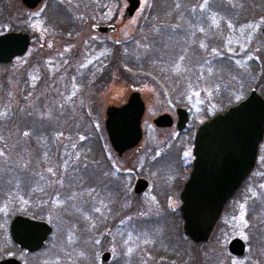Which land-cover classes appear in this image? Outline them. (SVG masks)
<instances>
[{
    "label": "rangeland",
    "instance_id": "rangeland-1",
    "mask_svg": "<svg viewBox=\"0 0 264 264\" xmlns=\"http://www.w3.org/2000/svg\"><path fill=\"white\" fill-rule=\"evenodd\" d=\"M186 1L189 4L180 3L181 9L189 5L186 37L201 35L198 41L188 38L185 42L188 47L193 48L194 44L199 49L200 58L195 63L198 67L189 68L182 58L171 56L162 66L152 65L149 70L152 54L157 60L170 56L163 53L166 50L153 53L152 44L145 38L153 0H140L139 9L127 21L121 18L127 5L125 0H49L35 11L23 9L18 0H0V28L5 26L0 33L26 32L32 39V46L24 57L0 64V187L7 183V176L9 186L10 182L16 184L13 169L20 171L23 167L34 174L35 163L51 178L49 182L43 179L39 185L43 204L40 216L34 208L24 210L18 195L3 198L0 195V220L10 219L13 212H23L43 218L53 228L43 249L32 255L23 252L19 255L26 264H103L100 260L103 251L111 252L113 264H210L216 262V255L220 264H250L254 259L258 246L251 228L247 231L249 221L244 220L242 204L240 209H232V200L221 234L211 236L205 245H197L182 233L179 194L176 192L167 200L164 194L158 193L159 182L153 174L150 188L134 203L132 214L119 215L109 204L99 206L103 192L99 191L98 168H94L100 151L92 155L94 159L90 162L88 157L93 150L86 148L87 155L86 152L79 154L83 158L80 159L71 146L74 135L82 127L77 140L88 144L97 139L99 147H106L107 159L120 171H126L117 165L121 161L116 159L107 141L105 110L109 106L119 107L133 91L140 90L147 98L143 144L150 137L158 145L163 139L165 142L169 137L175 138L189 160L191 137L201 122L244 98L253 88L264 96V0ZM176 7L164 10V20L177 12ZM8 12V23L4 25ZM154 22L157 24L156 19ZM110 24L117 29L109 35H101L92 28ZM165 27L168 35L177 29L169 21ZM131 39L139 43L137 52L131 53L138 56L133 63L135 69L124 64L123 58L130 51L128 46L116 44H130ZM153 40H159L158 34L152 35ZM91 44H99L101 49ZM118 47L121 54H117ZM83 50L86 54H80L81 58L74 57L75 52L79 54ZM176 108L189 110L191 121L185 135L174 136V128L159 130L153 126L152 120L162 113L175 117ZM33 125L45 128L39 133L41 137L34 138L37 141L30 139L29 127ZM89 134L92 139H88ZM171 155L167 160L156 162L165 176L171 170L168 165ZM145 158L142 152L138 156L140 175L145 173L141 170ZM80 164L85 171L75 176L74 169ZM257 168L247 183L255 189L254 195L264 188V148ZM85 175L89 190H93L90 198L86 189L89 185L84 196L82 190L72 192L76 186L84 187V181L78 180H85ZM260 180L261 184H257ZM5 187V190L11 188ZM18 190L26 195L31 192V196L34 185L30 187L28 181L27 186L23 189L20 186ZM116 196L110 190L106 198ZM160 216L168 218L167 226L162 224L164 220L156 221ZM0 228L5 229V222ZM165 236L170 240H165ZM235 237L246 245V253L240 259L227 249ZM162 241L164 245L171 243L173 259L159 257L155 248L159 245L162 251ZM9 242L0 232V258L11 249Z\"/></svg>",
    "mask_w": 264,
    "mask_h": 264
},
{
    "label": "water",
    "instance_id": "water-1",
    "mask_svg": "<svg viewBox=\"0 0 264 264\" xmlns=\"http://www.w3.org/2000/svg\"><path fill=\"white\" fill-rule=\"evenodd\" d=\"M28 9H34L43 0H20ZM121 18L127 21L139 9L140 0H125ZM95 31L108 34L115 25L95 26ZM264 33V28L262 29ZM30 46V37L22 32L0 35V64H10L23 56ZM145 104L135 90L122 106L105 110L104 128L112 148L118 153L133 148L142 138L141 119ZM176 129L182 131L188 123L184 109H177ZM153 124L167 128L173 125L168 114L158 115ZM264 137V99L253 88L240 101L204 121L197 128L193 140L192 170L180 193L182 233L197 245L209 241L220 221L227 203L237 194L243 182L254 169L258 146ZM147 186L139 180L135 192L141 194ZM52 232L44 221L16 215L10 223V236L28 252L40 250ZM234 256H242L246 245L238 237L227 246ZM108 253L102 255L106 261ZM0 264H20L16 259H5Z\"/></svg>",
    "mask_w": 264,
    "mask_h": 264
},
{
    "label": "flooded vegetation",
    "instance_id": "flooded-vegetation-1",
    "mask_svg": "<svg viewBox=\"0 0 264 264\" xmlns=\"http://www.w3.org/2000/svg\"><path fill=\"white\" fill-rule=\"evenodd\" d=\"M47 1H49V0L41 1L37 5V7H35L34 9H28L27 7H25L22 4V2L20 0H18V3L23 7V9H25L27 11H35V10H38L41 7V5ZM59 6H63V4L62 5L60 4ZM5 15H6L5 21L3 22L4 25H5V22L8 23V19H6V18H9V12H8V14L6 13ZM40 17H42L41 18V20H42L44 17V13L42 15H40ZM0 19H2V17H0ZM110 25H114V24H110ZM94 27L95 26H93L92 28H94ZM4 29H5V26H3V28H0V32H2L1 30H4ZM116 29H117V26H116ZM116 29H115V31H116ZM115 31H113V32H115ZM95 32H97V31H95ZM113 32H111V33H113ZM6 33H8V32H6ZM22 33H26V32H22ZM111 33H108V34H102L101 33V35H109ZM2 34H4V33H2ZM26 34H28V33H26ZM0 35H1V33H0ZM29 37H30V46L28 47V50L26 51V53L22 57H24L28 53L30 47L32 46L31 36L29 35ZM116 44L121 45L122 42H116ZM91 46L95 49H99V50L101 49V47H100L101 45H99V44H91ZM120 51H121V47H118L117 54L118 53L121 54ZM74 54H75L74 55L75 58L76 57L81 58L80 54L83 55L86 53L83 50L79 54L76 52ZM22 57H17L14 60L22 58ZM138 92L140 93L141 100L145 104V111H146L147 98L143 94H141L140 90H138ZM258 93L264 99V96L261 94V92L259 91ZM128 98H127V100H128ZM127 100H126V102H127ZM124 104H122V105H124ZM122 105H120V106H122ZM229 106H227L226 108H228ZM226 108H224L223 110H225ZM177 109L178 108L175 109V117L169 113H166V112L162 113V114L170 115L172 122H173V125L171 127H167V128L156 127L152 122L153 126L159 130L174 128L175 133H176V134H174V136L175 135H178V136L185 135L186 134L185 131L188 129L187 127L191 121V116H190L188 109L181 108L187 112L188 123L186 124V127L182 131H178L176 129V123H177V112L176 111H177ZM223 110L216 111L214 115H216L217 113H219ZM145 111H144V114H145ZM144 114H143V117H144ZM214 115L212 117H214ZM143 117L141 119L142 138H141L140 142L138 143V145H136L135 147L126 149L123 153L118 154L112 148V146L110 145L109 140L107 138V141L110 145V149L114 152L116 159L121 161V162L117 163V165L121 168H126V171H130L129 173H124L126 171H123V172L120 171L121 169H118L116 164L110 162L107 159L106 147H104V145H103V147L97 146L96 150H95L96 152L100 151L99 152V158H97L98 160H97V163H95L94 169L98 168V172L100 174L99 175V179H100L99 191L103 192V198L100 197V205L99 206L109 204L108 206L114 207V208H116V210H118L119 215L124 214L125 216H128V213H131V214L133 213L134 203L136 201H138L140 196L142 194H144L145 191L147 189H149L151 186V180H152L151 174H153V177L155 175L156 179L159 182L160 191L158 193L164 194L165 198L168 200L174 195V193L177 192L179 194L178 197H179V201H180V193L184 187V184L186 183L187 179L189 178L190 172L192 170L193 155L191 156V158L189 160H187L186 156H184L183 146H181L180 142L177 143L175 138L169 137L166 139L165 142L163 139V140H161V145H158L150 137L147 140V142L143 144V138H144V134H145V130H143V128H142ZM211 118H208V119H211ZM208 119H206V120H208ZM206 120H204V121H206ZM203 122H201L199 125H201ZM199 125L196 127V129H195V131L191 137L192 148H193L194 134H195L197 128L199 127ZM106 137H107V135H106ZM94 140L96 141L97 139H94ZM263 148H264V137H263L262 142L258 146V153H257L254 169L251 171V173L249 174L247 179L243 182L239 191L241 190V188H244V186L247 185V183L253 177L254 173L257 171L256 169H258L257 168L258 164L260 165V157L262 156ZM141 152L146 158H145V162L141 166L142 172L145 171V173L140 175V174H138V169H139V164H140L138 156ZM191 154H192V151H191ZM170 155H171V159L168 162V165L171 168V170H169L165 176V172L160 168V166L158 164H156V162H159V161L164 160V159L167 160ZM30 171H31V169H26V168L21 167V170H20L21 178L19 179V182H20L19 187L21 186V189H23V187L27 186V183L29 181L30 187L34 185V194L30 196V194H32L30 192L28 195H26V193L24 191H22V194H21V192H18L17 194H18V197L20 198V206L22 208H24V210L28 207L34 208V211L36 213H38L37 215H39L42 213V209H43L41 207V205L43 206V204H42V188L39 185H40V183H42L43 179H44V182H49V179H51V178L49 177L50 175L47 174V171L44 172L43 169L41 170L40 167H38V165H36V163H35V168H34V174H32V172L30 173ZM55 171H56V168H55ZM139 180H144L147 183L145 190L141 194H137L135 192V186ZM37 188H38V190H37ZM17 189H18V187H17ZM110 190L111 191L114 190L115 194L118 196H116L114 199H112V197L106 198L107 192L108 191L110 192ZM6 196H10V194H7ZM109 201H110V203H109ZM231 201H232V199L227 203V205ZM227 205L225 207H227ZM178 210H179V208H178ZM13 213H14V215L10 219L0 220V224L2 222L3 223L5 222V229L0 228V232H2V237L7 239V240L9 239V241H10L9 243L11 246V249L9 251H5L4 257L0 258V261L5 260V259L14 258L20 264H26L24 259L22 257H19V255L22 252L24 254L32 255V254L37 253L39 250L35 251V252H28L25 249H22L19 245H17L12 240V238L10 236L11 220L16 215L28 217V218H31L34 220H39V221H43V220L33 218L30 216H26V214L23 212H21L22 214H20V212H18V213L13 212ZM179 216H180V220L182 222L180 211H179ZM125 218L128 219V217H125ZM178 219H179V217H178ZM44 222H46V221H44ZM129 222H131V223L133 222L132 218L129 219ZM91 223H95V222L93 221ZM52 231H53V228H52ZM107 233H109V231ZM51 234H52V232H51ZM205 244H207V243H205ZM205 244H202V245H205ZM105 253L109 254V257L106 261L102 260V255ZM245 253H246V250H245ZM245 253H244V255H245ZM244 255L239 256V257L234 256V255H232V256L240 259ZM100 260L103 264H113V262H114V260L112 261V255H111V252H109V251H103L100 255Z\"/></svg>",
    "mask_w": 264,
    "mask_h": 264
},
{
    "label": "trees",
    "instance_id": "trees-1",
    "mask_svg": "<svg viewBox=\"0 0 264 264\" xmlns=\"http://www.w3.org/2000/svg\"><path fill=\"white\" fill-rule=\"evenodd\" d=\"M153 1H154V6L150 12V18H149V23H148L149 29H147L148 32H147V36H145V38H146V41L149 42V44H152V47L154 49V51H152L153 53L154 52L161 53L159 50H166L163 53H166L170 56L160 57L159 60H157L152 54V56H150V60L152 61V63L150 65L149 70L151 69L152 65H155L157 67L162 66V64H164L166 62L167 58H169L171 56L182 58L184 65H187L189 68L191 66H194V67L197 66V65H195V63L200 58L199 49L198 48L196 49L194 44H193V48H191L192 46L188 47L187 45H189V44H185V42L187 41L188 38H190V41H193V42L201 39V35L197 36L196 34H194V35L191 34L190 36L186 37V28H187L186 26L190 24V21H189L190 19L188 17V16H190V12L188 11L189 5H187V4H189L188 1H186V0H182V1L181 0H169V1L168 0H153ZM183 2H185V3L187 2L186 6H188V7L187 8L184 7L181 9ZM180 3H182L181 6H180ZM221 3L224 4V1H222ZM173 5H177L176 10L178 13L174 12V13H172V15L169 18H166L164 20V10L168 7L173 6ZM221 7H222V9H224L223 6H221ZM182 10H183V13H181ZM246 17H247V15H246ZM191 18H192V16H191ZM154 19L157 20V24L154 22ZM166 21L167 22L169 21L170 25L177 26V29L170 28V29H175V31H172L171 33L169 32V35H168V29L165 27V23H167ZM156 34H158L159 40L151 41L152 35L156 36ZM132 40L134 41V39H131L130 44H123L125 42H122V45H124L125 48H127V46H128V48L130 50V51H128V54L126 56H124L123 60H124V64L126 66H131L132 68L135 69V66L133 63H134V59L138 56L134 52H133V54H131V53L133 50L135 51L137 49L136 44H139V43H137V41L136 42L134 41V43L131 44ZM154 41H156L155 44L153 43ZM210 41L211 40H209L208 42H210ZM190 48H191V50H190ZM135 52H137V51H135ZM136 69H137V67H136ZM142 71H144V70H142ZM67 108H69V107H67ZM75 118L76 117L74 115L73 120H74L75 127H76L77 121L75 120ZM32 124H35V123H32ZM81 125L83 126V124H81ZM81 128L82 127H80L79 132L77 130L76 134L74 135L75 136L74 140H73L74 143H71V146L75 147V149H73V151H74L73 153L75 154V156H78L79 154L86 152V155H87V150L88 151L93 150V153H89V157H88L89 158L88 160L90 162H92L91 160H93L94 158H91V157L96 152L95 151L96 146H99V145L97 143V140L95 141L94 139L90 138V137H92V134H89V136H88V139H92L91 141H89L88 144H87V142L80 143L79 140H77V139H78L79 133H81ZM29 129L31 131L30 139L37 138V136L41 137L42 135H39L40 131L43 132V130H45L44 126H39V125L37 127H36V125H33L32 127L30 126ZM60 130H61V128H60ZM34 141H37V140L34 139ZM83 147H84V149H83ZM89 147H91V149H89ZM32 148H34L33 145H32ZM86 148H87V150H86ZM78 157L80 159H83L80 156H78ZM47 162H50V161H47ZM49 166H51V164ZM82 166H83V164L76 166V168L74 169V171H76L75 176H76V173L80 176L81 171H85L83 169L84 167H82ZM19 174H20L19 169L18 170L13 169L12 178H13V180H15L16 184L10 182V186H9V184H7L8 183V176H7V183L5 184V186L7 185L8 187H11V188L9 190H5L6 189L5 186L4 187L2 186L3 188L0 187V189H1L0 195L2 194V198L4 196H6L7 193H10V195H12V196L18 195L17 193L20 192L17 189V187L19 188V183H20L19 182V179H20ZM78 181H79V183L84 181V187L78 188L76 186V187H74L72 192L77 193V190L79 189V190H82V195L84 196L85 195L84 190H85L86 186L89 185L86 189L88 190L87 196L90 198L91 191H93V190H89L90 183H89V181H87L86 175H85V180H82L81 178H79ZM257 184H261V181L258 182ZM14 185H16V186L14 187ZM80 186H81V184H80ZM255 188L259 189V186H256ZM7 191H9V192H7ZM258 191H257V194L254 195L256 193L255 189H251V187L249 188V186L246 185V186H244V188H241V190L232 199L235 201V203H234V201L232 202L233 204H231V202H230V204L233 205L232 209H235V210H236V208L240 209V205L242 204L241 207L243 208V210L245 212L244 220L246 222L249 221L247 231H249L251 228L252 237L256 238L254 242H256V244L258 246L257 253L255 254V257H253L254 259L251 261L250 264H264V188H263V190H261L259 192ZM92 195H93V193H92ZM238 195H239V197H238ZM230 204L226 207L220 222L218 223L217 227L215 228V230L213 232L212 237L213 236L216 237L218 234H221L220 230L223 227V225L225 224L224 219L227 216L228 209H230L229 208ZM26 216L37 218L40 220L43 219V218L36 217L32 214H26ZM155 219H156V221L164 220L165 222H163L162 224H164L165 226H167V224L169 223L168 218L165 216H160V217L155 218ZM180 223H181V221H180ZM162 228H164V226ZM164 239L168 240V241L170 240L168 238V236ZM164 241H162L163 244L160 246V248L163 247L162 251L159 250V248H158L159 245H156L155 250L158 251L159 257L163 258V256H164L165 258L170 257V259H173L174 253H173V250L171 248L172 247L171 243L169 242L170 244L164 245ZM170 254H172V256H169ZM216 257H217L216 262H212L210 264H220V261L218 260L217 255H216ZM197 264H199V263H197Z\"/></svg>",
    "mask_w": 264,
    "mask_h": 264
}]
</instances>
